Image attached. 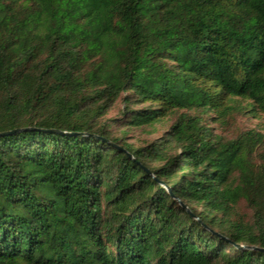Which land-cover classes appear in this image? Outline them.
Here are the masks:
<instances>
[{
  "label": "trees",
  "instance_id": "16d2710c",
  "mask_svg": "<svg viewBox=\"0 0 264 264\" xmlns=\"http://www.w3.org/2000/svg\"><path fill=\"white\" fill-rule=\"evenodd\" d=\"M237 115H264V0H0V264H264Z\"/></svg>",
  "mask_w": 264,
  "mask_h": 264
},
{
  "label": "rangeland",
  "instance_id": "374dc122",
  "mask_svg": "<svg viewBox=\"0 0 264 264\" xmlns=\"http://www.w3.org/2000/svg\"><path fill=\"white\" fill-rule=\"evenodd\" d=\"M115 109H113L108 116H114ZM166 123L169 122V119H166ZM164 126V125H163ZM161 128V125L156 124L154 128L145 127V128H130V129H120L119 126L115 125L113 127L114 132L117 135H123L125 130V137L127 142L133 144H139L142 141L150 140L153 138L157 131ZM254 128L260 132L264 133V115H260L258 118L249 117L246 115H237L233 120H230L226 126L219 127L218 132L226 135L227 137H231L236 134L238 131Z\"/></svg>",
  "mask_w": 264,
  "mask_h": 264
}]
</instances>
